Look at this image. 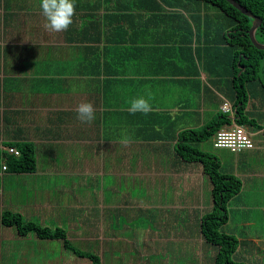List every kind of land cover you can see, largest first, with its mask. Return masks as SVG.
<instances>
[{
  "label": "crops",
  "instance_id": "obj_1",
  "mask_svg": "<svg viewBox=\"0 0 264 264\" xmlns=\"http://www.w3.org/2000/svg\"><path fill=\"white\" fill-rule=\"evenodd\" d=\"M98 1L77 0L73 24L53 32L39 0H0V138L31 143L36 161L32 172L1 176L0 209L61 227L69 243L38 240L18 264H78L42 259L48 254L42 243L60 258H86L84 264H93L89 255L99 264H189L190 254L196 264H213L214 246L200 229L201 215L212 207L211 183L178 143L181 131L201 128L221 112L215 96H222L203 91L202 69L191 75L188 62L160 49L157 27ZM140 96L149 100L146 114L129 110ZM83 102L96 110L91 122L76 117ZM261 104L248 102L254 124L242 125L255 148L264 143ZM212 139L200 149L215 154L243 185L248 174L238 161L244 150H224L222 160ZM239 192L226 204L222 231ZM140 219L147 224L137 235L129 224Z\"/></svg>",
  "mask_w": 264,
  "mask_h": 264
},
{
  "label": "trees",
  "instance_id": "obj_2",
  "mask_svg": "<svg viewBox=\"0 0 264 264\" xmlns=\"http://www.w3.org/2000/svg\"><path fill=\"white\" fill-rule=\"evenodd\" d=\"M253 15L261 19L254 36L264 43V0H234ZM110 12H126L138 16L141 26L157 27L158 40L163 51L174 52L178 58L188 62L191 75L206 76L203 91L213 88L222 98L215 96L216 104L222 99L230 101L234 115L218 112L201 128L183 130L179 134L178 146L184 157L199 161L203 172L211 183L212 207L201 215V234L206 243L214 246L213 264H244L235 260L238 239L221 230L228 217L226 204L236 195L242 181L232 172L221 169L218 157L202 150L199 143L214 136L222 127L233 122L252 125L246 108L249 101L261 102L264 107V48L255 47L249 38L252 18L243 14L227 0H99ZM110 18L116 14H110ZM118 22V21H117ZM188 67V68H189ZM199 88L200 82L197 81ZM197 88V91H198ZM257 106V104L255 105ZM257 127V125H255ZM18 149L19 155L4 154L0 150V161L4 160L6 172L28 173L35 169L34 147L28 142H4ZM0 224L14 226L20 236L33 232L38 238L62 239L69 243L61 227L49 228L24 219L17 211L0 209ZM93 264H99L97 256H87Z\"/></svg>",
  "mask_w": 264,
  "mask_h": 264
},
{
  "label": "rangeland",
  "instance_id": "obj_3",
  "mask_svg": "<svg viewBox=\"0 0 264 264\" xmlns=\"http://www.w3.org/2000/svg\"><path fill=\"white\" fill-rule=\"evenodd\" d=\"M207 145V144H206ZM264 143L252 149H246L243 151V155L239 159V164L244 165V168H238L239 170L246 171L248 174L247 179L244 181L240 194L235 200L231 201L230 213L231 221L223 231L234 233L238 239V247L234 254V259L244 264H264ZM226 149L216 150L222 160L227 155ZM229 154L228 156H230ZM236 161H233V164ZM205 199L208 197L207 193L204 195ZM245 204L246 207H240L239 205ZM98 208V207H97ZM209 211V210H206ZM205 211V212H206ZM204 212V213H205ZM144 219H140L139 222L129 224V227L133 232L140 235L142 227L147 223L142 222ZM249 222V223H247ZM33 232H28L30 236ZM49 242L45 238L27 240L21 238L17 234L14 226H3L0 224V264H18L21 259L28 256V253L23 255L22 253L34 250L38 247L37 241ZM41 247H45L48 250V254H40L42 259H50L61 261H68V259L75 260L78 264L87 263L86 258H80L71 254H64L63 258L55 251H52V247L45 246L42 243ZM206 260L204 259V262ZM162 263V261H161ZM179 263H184L183 260ZM198 263L197 257L190 254L189 264ZM63 264H66L63 262ZM205 264V263H204Z\"/></svg>",
  "mask_w": 264,
  "mask_h": 264
},
{
  "label": "clouds",
  "instance_id": "obj_4",
  "mask_svg": "<svg viewBox=\"0 0 264 264\" xmlns=\"http://www.w3.org/2000/svg\"><path fill=\"white\" fill-rule=\"evenodd\" d=\"M77 0H39V7L47 23L46 27L53 32L65 31L73 24ZM130 111L148 113L151 110L149 100L143 96L130 102ZM76 117L81 122H91L95 119V108L91 102H83L76 108ZM127 143V138L123 140Z\"/></svg>",
  "mask_w": 264,
  "mask_h": 264
},
{
  "label": "built area",
  "instance_id": "obj_5",
  "mask_svg": "<svg viewBox=\"0 0 264 264\" xmlns=\"http://www.w3.org/2000/svg\"><path fill=\"white\" fill-rule=\"evenodd\" d=\"M220 110L223 113L234 115V108L229 100L222 99ZM212 145L216 149H226L232 153H237L246 149L255 147L251 134L242 126L232 123L228 127H222L214 134ZM0 150L4 154L19 155V151L12 145H6L0 138ZM6 164L4 160L0 161V178L6 172Z\"/></svg>",
  "mask_w": 264,
  "mask_h": 264
},
{
  "label": "water",
  "instance_id": "obj_6",
  "mask_svg": "<svg viewBox=\"0 0 264 264\" xmlns=\"http://www.w3.org/2000/svg\"><path fill=\"white\" fill-rule=\"evenodd\" d=\"M229 3H231L234 7H236L238 10H240L243 14L249 16L252 18V25L248 30L249 38L252 42V44L257 48H264V43H260L256 40L254 36L255 29L258 27V25L261 22V19L258 16L253 15L251 12L246 10L243 6L235 2L234 0H227Z\"/></svg>",
  "mask_w": 264,
  "mask_h": 264
}]
</instances>
